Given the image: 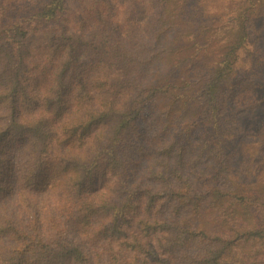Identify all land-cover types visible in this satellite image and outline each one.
Listing matches in <instances>:
<instances>
[{
	"label": "trees",
	"instance_id": "16d2710c",
	"mask_svg": "<svg viewBox=\"0 0 264 264\" xmlns=\"http://www.w3.org/2000/svg\"><path fill=\"white\" fill-rule=\"evenodd\" d=\"M68 12L0 0V264H264V156L226 148L252 14L183 94L176 19L151 46L66 31L32 52Z\"/></svg>",
	"mask_w": 264,
	"mask_h": 264
},
{
	"label": "rangeland",
	"instance_id": "374dc122",
	"mask_svg": "<svg viewBox=\"0 0 264 264\" xmlns=\"http://www.w3.org/2000/svg\"><path fill=\"white\" fill-rule=\"evenodd\" d=\"M68 8L58 24L29 36L27 45L32 52L66 31L81 32L91 40L96 33L115 34L137 46H151L160 30L173 32L171 22L176 19L180 28L174 29V46L182 51L196 44L193 51H187L190 61L184 62L182 55L168 72L183 87V94L185 79L197 82L217 68L223 49L239 39L243 16L252 14L249 43L238 53L237 86L228 94L226 148L242 161L264 156V0H68ZM160 43L158 48L167 45ZM250 149L254 153H247ZM50 198L49 194L42 202L47 205Z\"/></svg>",
	"mask_w": 264,
	"mask_h": 264
}]
</instances>
